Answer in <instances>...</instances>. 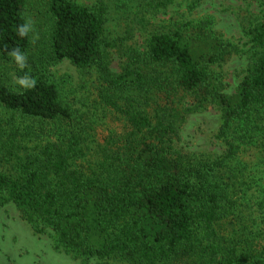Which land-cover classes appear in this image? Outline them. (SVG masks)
I'll use <instances>...</instances> for the list:
<instances>
[{
    "label": "trees",
    "instance_id": "trees-1",
    "mask_svg": "<svg viewBox=\"0 0 264 264\" xmlns=\"http://www.w3.org/2000/svg\"><path fill=\"white\" fill-rule=\"evenodd\" d=\"M124 1L0 0L15 74L0 78V206L78 264H264V0L232 94L222 66L240 46L199 20L153 24L163 0ZM210 107L220 152L183 142Z\"/></svg>",
    "mask_w": 264,
    "mask_h": 264
},
{
    "label": "rangeland",
    "instance_id": "rangeland-1",
    "mask_svg": "<svg viewBox=\"0 0 264 264\" xmlns=\"http://www.w3.org/2000/svg\"><path fill=\"white\" fill-rule=\"evenodd\" d=\"M80 1L92 2V0ZM163 1L164 3L155 12L152 10L149 13L151 15L149 17L154 21L153 24L168 25L199 20L207 23L208 29L222 34L225 39L240 46L242 52L222 66L224 89L230 94L234 93L248 64L250 45L243 34V27L244 24L258 20L262 11L260 3L253 0ZM109 2L113 14L116 10L115 5L125 3L124 0L122 2L109 0ZM111 21L112 28L116 29L117 22ZM120 24H124V21L120 20L119 26ZM117 65L116 61L115 67ZM220 69L216 68L218 71ZM75 71L72 65L66 62L52 67L55 80L62 87L64 94H69L70 100L73 97L70 90L75 85L71 77L76 73ZM12 74L15 75L10 65L0 61V78L7 82L6 78H10ZM74 94L79 96L81 93L74 91ZM219 119L220 112L216 107H210L207 111L192 116L183 130V142L188 143L193 149L203 148L209 152H220L221 145L212 136V132L219 125ZM250 154L246 152L241 156L248 163L249 171L254 169L258 162V157ZM49 235L35 234L21 219L20 213L13 204L0 206V264H78L69 255L56 251L54 241Z\"/></svg>",
    "mask_w": 264,
    "mask_h": 264
}]
</instances>
